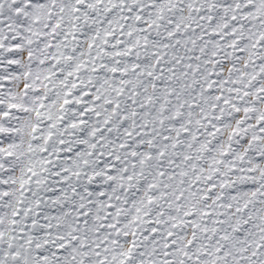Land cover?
I'll list each match as a JSON object with an SVG mask.
<instances>
[{
    "label": "snow or ice",
    "instance_id": "6c2138e0",
    "mask_svg": "<svg viewBox=\"0 0 264 264\" xmlns=\"http://www.w3.org/2000/svg\"><path fill=\"white\" fill-rule=\"evenodd\" d=\"M0 264H264V0H0Z\"/></svg>",
    "mask_w": 264,
    "mask_h": 264
}]
</instances>
